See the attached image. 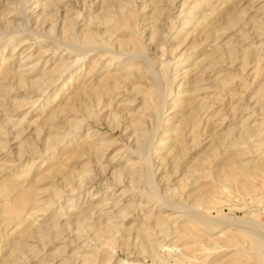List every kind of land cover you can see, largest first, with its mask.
Returning <instances> with one entry per match:
<instances>
[{
    "label": "rangeland",
    "instance_id": "1",
    "mask_svg": "<svg viewBox=\"0 0 264 264\" xmlns=\"http://www.w3.org/2000/svg\"><path fill=\"white\" fill-rule=\"evenodd\" d=\"M263 93L264 0H0V264H261Z\"/></svg>",
    "mask_w": 264,
    "mask_h": 264
},
{
    "label": "bare ground",
    "instance_id": "2",
    "mask_svg": "<svg viewBox=\"0 0 264 264\" xmlns=\"http://www.w3.org/2000/svg\"><path fill=\"white\" fill-rule=\"evenodd\" d=\"M185 6H186V5H185ZM192 8H193V7H192ZM203 18H204V17H203ZM220 18H221V17H220ZM203 20H208V19L205 18V19H203ZM200 21L202 22V20H200ZM184 22H185V21H184ZM201 22H200V23H201ZM204 22H205V21H204ZM189 23H190V21H186V22H185V24H189ZM199 25H200V24H199ZM199 25H198V26H199ZM210 25H211V24H210ZM200 26H202V24H201ZM150 27H151V26H150ZM181 29H182V28H181ZM199 29H200V28H199ZM197 30H198V29H197ZM75 31H76V30H75ZM180 31H181V30H180ZM152 35H153V34H152ZM75 36H76V34H75ZM92 38H93V33H92V32L86 34V40H87V41L90 40V39H92ZM147 44H148V43H147ZM67 46H68V45H67ZM219 47H220V45H219ZM222 50H223V49H222ZM215 51H216V50H215ZM118 54H119V53H118ZM121 54H122V53H121ZM138 54H139V53H138ZM144 54H145V53H144ZM122 55H123V54H122ZM133 55H135V54H133ZM136 55H137V54H136ZM137 56H138V55H137ZM218 56H219V55H218ZM208 57H209V55H208ZM111 58H113V56H112ZM115 58H116V57H115ZM115 58H114V59H115ZM132 58H133V57H132ZM118 59H119V58H118ZM133 59H134V58H133ZM119 60H120V59H119ZM203 60H204V58H203ZM208 60H209V58H208ZM111 62H112V61H111ZM64 64H65V63H64ZM208 64H209V63H208ZM213 67H214V66H213ZM169 70H170V68H169ZM173 71H174V70H173ZM121 73H122V72H121ZM124 73H125V72H124ZM126 73H128V75L125 76V77H129V74H130V73H129V72H126ZM126 73H125V74H126ZM257 74H258V73H257ZM114 75H115V74H114ZM114 75H113V76H114ZM116 75H117V74H116ZM123 75H124V74H123ZM110 76H112V75H110ZM110 76H109V77H110ZM113 76L110 77L111 80H112ZM116 77H120V76L118 75V76H116ZM116 77H115V78H116ZM256 77H257V76H256ZM194 78H195V77H194ZM116 80H117V79H116ZM167 80H169V79H167ZM172 80H173V79H172ZM194 80H195V79H194ZM223 80H224V79H223ZM152 81H153V80H152ZM111 82H112V81H109L108 84H111ZM114 82H115V80H114ZM225 82H226V81H225ZM103 84H105V83H103ZM103 84H102V86H103ZM183 84H184V83H183ZM106 85H107V84H106ZM100 86H101V85H100ZM102 86H101V87H102ZM171 86H172V85H171ZM88 87H89V86H88ZM103 87H104V86H103ZM103 87H102V88H103ZM112 87H113V86H112ZM115 87L117 88V86H115ZM164 87H165V86H164ZM227 87H228V86H227ZM102 88H101V89L99 88V91H100V90L102 91ZM193 88H194V87H193ZM95 89H96V88H94V90H93V89H92V90H93V91H96L97 89H96V90H95ZM99 91H98V92H99ZM151 92H152V91H151ZM104 93H106V92H104ZM112 93H113V92H112ZM106 94H107V93H106ZM259 94L261 95V93H259ZM263 94H264V93H263ZM258 96H259V95H257V97H258ZM261 98H262V97L260 96V98H258V99L261 100ZM261 101H262V100H261ZM261 101H259L257 104L259 105V103H261ZM263 103H264V102H263ZM258 105H257V106H258ZM260 105H261V104H260ZM255 106H256V105H255ZM255 106H254V108H256ZM259 107H260V106H259ZM262 107H263V106H262ZM257 108H258V107H257ZM255 110H256V109H255ZM260 110H261V109H260ZM261 111H262V110H261ZM261 111H260V112H261ZM8 121H9V120H8ZM246 123H247V122H246ZM82 124H83V123H82ZM12 125H13V124H12ZM244 125H245V124H244ZM259 125H260V124H259ZM10 126H11V124H10ZM260 126L262 127V125H260ZM13 127H14V126H13ZM79 127H80V126H79ZM241 127H243V126H242V123H241ZM263 128H264V127H263ZM247 129H249V128H247V127L244 128V127H243V132H244V131L246 132ZM250 130H251V129H250ZM260 130H261V129H260ZM260 130H259V127H258V128H256L255 131H253V132H259ZM174 132H175V131H174ZM243 132H242V133H243ZM10 133H11V132H10ZM248 133H249V132H248ZM243 134H245V133H243ZM254 134H255V133H254ZM180 135H181V134H180ZM261 135H262V134H261ZM263 135H264V134H263ZM7 138H8V137H7ZM1 140H2V139H1ZM5 141H6V140H5ZM170 141H171V140H170ZM6 142H7V141H6ZM176 142H177V138H176ZM133 144H134V143H133ZM245 144H246V143H245ZM262 144H263V143H262ZM56 145H57V144H56ZM174 145H175V144H174ZM246 145H247V144H246ZM256 145H257V144H256ZM258 146H259V144H258ZM229 148H230V147H229ZM251 149H252V148H251ZM253 150H254V149H253ZM259 150H261V149H259ZM259 150H258V151H259ZM253 160H254V159H253ZM254 161H255V160H254ZM254 161H253V162H254ZM251 163H252V162H251ZM129 165H130V164H129ZM137 166H138V165H137ZM150 176H151V175H150ZM152 179H153V178H152ZM20 185H21V184H19V186H20ZM4 186H5V185H4ZM23 188H24V187H23ZM30 192H31V191H30ZM25 193H27V192H25ZM28 194H29V193H28ZM30 194H31V193H30ZM30 194H29V195H30ZM25 195H27V194H25ZM25 195H24V197H25ZM29 195H28V196H29ZM31 196H33V195H31ZM31 198H32V197H31ZM31 198H30V199H31ZM25 199H26V197H25ZM27 199H28V198H27ZM27 199H26V201H27ZM30 199H29V200H30ZM17 201H18V200H17ZM22 201H23V200H22ZM22 201H20V202H22ZM18 202H19V201H18ZM91 202H92V201H91ZM16 204H19V203L16 202ZM16 204H15V205H16ZM102 204H103V203H102ZM102 204H101V205H102ZM13 205H14V204H13ZM73 205H74V204H73ZM131 206H132V204H131ZM19 207H21V204H20ZM19 207H17V208H19ZM83 207H84V206H83ZM163 207H164V206H163ZM17 208H16V206H15V209H17ZM76 208H79V207L76 206ZM79 209H80V208H79ZM79 209H78V210H79ZM85 209H86V208H85ZM9 210H10V209H9ZM19 210H20V209H19ZM78 210L75 209V211H78ZM81 210H82V209H81ZM97 210H98V209H97ZM134 210H135V208H134ZM13 211H14V209H13ZM16 211H17V210H16ZM84 211H85V210H84ZM86 212H87V211H86ZM81 213H82V212H81ZM11 214H12V213H11ZM14 214H15V213H14ZM74 214H75V213H74ZM72 215H73V214H72ZM8 216H9V213H8ZM165 216H166V215H162L163 218L160 217L159 220L161 221V219H164ZM87 217H88V216H87ZM87 217H86V218H87ZM90 220H91V219H90ZM169 220H170V218H169ZM217 220H218V219H217ZM53 221H54V220H53ZM160 221H159V222H160ZM162 221L165 222L166 220H162ZM199 222L201 223V220H199ZM203 222H204V221H203ZM206 222H208V221H206ZM209 222H211V221H209ZM208 224H209V223H208ZM50 225H51V224H50ZM52 225H54V224H52ZM175 225H176V224H175ZM203 225H204V224H203ZM205 225H206V224H205ZM210 225H211V224H210ZM219 225H220V224H219ZM17 226H18V224H17ZM57 226H58V225H57ZM161 226H162V225H161ZM41 227H42V226H41ZM50 227H51V226H50ZM219 227H220V226H219ZM77 228H78V227H77ZM165 228H166V227H165ZM211 228H213V227H211ZM17 229H18V228H17ZM57 229H58V228H57ZM209 229H210V227H209ZM213 229H214V228H213ZM58 230H59V229H58ZM34 231H35V230H34ZM45 231H47V230H46V227H44V226L38 230V232H41V233H45ZM48 232H49V231H48ZM56 232H57V231H56ZM95 233H96V232H95ZM25 239H26V238H25ZM38 240H39V239H38ZM252 242H253V246L257 249V255H258V256H255V257H257V260H256V261H258V259H259V262H260L261 264H264V245H263V243L260 242L258 239L255 240V238H254V240H252ZM91 243H92V242H91ZM24 244H25V243H24ZM0 245H1V244H0ZM16 246H17V245H16ZM254 247H253V248H254ZM17 248H18V247H17ZM20 248H21V247H20ZM21 250H22V249H21ZM14 252H15V251H14ZM139 252H140V251H139ZM11 255H12V258H15V257L13 256V254H11ZM11 255H10V256H11ZM255 255H256V254H255ZM10 256H9V257H10ZM112 256H113V255H112ZM12 260H13V259H12ZM84 261H85V260H84ZM119 263H120V261H119ZM2 264H9V261H4ZM218 264H219V263H218Z\"/></svg>",
    "mask_w": 264,
    "mask_h": 264
}]
</instances>
